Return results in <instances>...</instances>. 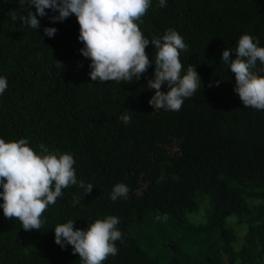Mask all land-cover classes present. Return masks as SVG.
Segmentation results:
<instances>
[{"label": "trees", "instance_id": "obj_1", "mask_svg": "<svg viewBox=\"0 0 264 264\" xmlns=\"http://www.w3.org/2000/svg\"><path fill=\"white\" fill-rule=\"evenodd\" d=\"M27 10L20 0H0V77L8 82L0 138H24L38 155L41 144L71 154L77 181L94 187L85 196L78 184L62 189L39 230H24L0 207V264H82L73 246L55 243V226L74 220V230L87 229L107 216L119 218L122 240L102 264H264V109L243 106L234 73L221 63L243 34L264 47V0H166L165 7L151 0L136 21L143 35L177 31L187 45L181 76L192 64L201 77L179 111L148 103L154 64L130 83L93 82L76 16L52 22L58 13L46 9L34 30L19 17ZM45 27L57 32L45 36ZM156 51L146 47L150 61ZM251 71L264 76V63ZM118 183L129 192L112 201Z\"/></svg>", "mask_w": 264, "mask_h": 264}, {"label": "clouds", "instance_id": "obj_2", "mask_svg": "<svg viewBox=\"0 0 264 264\" xmlns=\"http://www.w3.org/2000/svg\"><path fill=\"white\" fill-rule=\"evenodd\" d=\"M151 0H20V8L28 9L26 15H19L22 22L36 30L40 27L39 17L47 15L46 9L58 15L50 16L52 22L64 21L74 14L79 24V41L84 45L79 51L90 58L91 81H118L130 83L139 80L149 66L154 64L152 78H147V88L154 89L148 101L153 109L179 111L185 98L191 97L201 84L196 65L189 64L186 74L181 76L180 50H187L181 35L169 29L162 38H145L136 21L143 17ZM166 0H159V7H165ZM35 8L33 12L31 9ZM57 29L45 27L44 35L53 37ZM157 50L155 60H149L146 47L149 44ZM259 38L243 34L235 50L227 48L222 52L221 63L228 66L235 75L234 93L244 107L264 109V76L251 71L257 60L264 63V47H259ZM235 51L232 60L230 53ZM62 68L61 62L57 61ZM213 82L209 83V87ZM219 86L220 81L214 82ZM168 91H162V85ZM8 87L7 78L0 77V95ZM119 119L128 124L131 115L123 114ZM38 155L28 141L21 138L6 142L0 138V198L4 217L16 218L26 231L39 230L41 216L49 204H54L63 195L62 189L77 185L84 190V196L93 190V184L77 181L73 168V156L63 153L57 156L43 144ZM129 188L118 183L113 186L110 199L116 201L127 196ZM80 203V197H73V204ZM157 219H167V216ZM74 220L55 226V243L63 249L73 246L82 264H102L109 255L118 252L115 241L122 240L117 229L119 218L107 216L96 219L87 229H75Z\"/></svg>", "mask_w": 264, "mask_h": 264}, {"label": "rangeland", "instance_id": "obj_3", "mask_svg": "<svg viewBox=\"0 0 264 264\" xmlns=\"http://www.w3.org/2000/svg\"><path fill=\"white\" fill-rule=\"evenodd\" d=\"M200 206H199L198 211H197L196 214H199L200 216H203L205 214L204 206H202V204Z\"/></svg>", "mask_w": 264, "mask_h": 264}]
</instances>
